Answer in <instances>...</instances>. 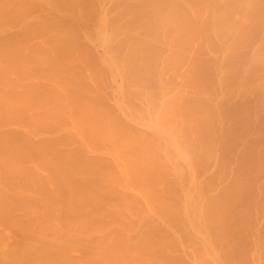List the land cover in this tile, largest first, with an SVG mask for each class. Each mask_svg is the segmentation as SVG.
<instances>
[{"label":"bare ground","instance_id":"obj_1","mask_svg":"<svg viewBox=\"0 0 264 264\" xmlns=\"http://www.w3.org/2000/svg\"><path fill=\"white\" fill-rule=\"evenodd\" d=\"M0 264H264V0H0Z\"/></svg>","mask_w":264,"mask_h":264}]
</instances>
